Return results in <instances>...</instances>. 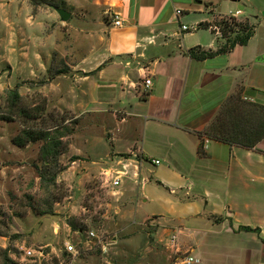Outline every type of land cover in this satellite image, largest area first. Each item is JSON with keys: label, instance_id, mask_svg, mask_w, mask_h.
<instances>
[{"label": "crops", "instance_id": "crops-1", "mask_svg": "<svg viewBox=\"0 0 264 264\" xmlns=\"http://www.w3.org/2000/svg\"><path fill=\"white\" fill-rule=\"evenodd\" d=\"M64 1L68 22L40 11L23 26L37 33L26 55H38L44 73L57 60L52 79L61 99L102 127L95 135H103L107 156L99 162L85 152L88 168L106 175L120 202L129 187L144 203L159 191L152 184L167 189L161 213L141 222L154 217L159 240L172 235L169 244L198 260L190 264H264V0ZM230 17L255 26L248 44L193 58V48L215 52L227 43L218 23ZM219 116L235 142L205 133Z\"/></svg>", "mask_w": 264, "mask_h": 264}, {"label": "rangeland", "instance_id": "rangeland-1", "mask_svg": "<svg viewBox=\"0 0 264 264\" xmlns=\"http://www.w3.org/2000/svg\"><path fill=\"white\" fill-rule=\"evenodd\" d=\"M58 2L0 0V253L10 249L14 260V253L22 246L45 247L49 255L42 264H67L68 255L63 248L70 239L79 244L81 264H182L190 257L185 248L169 244L172 235L165 236L167 241H160L154 217L141 222L153 213H161L164 207L161 192L172 196L169 191L152 184L150 189L155 187L159 191L154 193L155 200L144 203L140 192L133 193L134 188L129 187L121 202L118 201L114 190L105 184L106 175L92 172L86 163L89 158L85 152H91L99 162L107 156L109 149L103 135H95L97 130L103 132L102 127L85 116L77 117L78 107L67 96L62 94L61 99L59 85L52 79L53 69L60 66L57 60L55 65L47 63L52 70L44 73L39 72L43 65L38 55L27 58L26 52L37 48H30L28 40L37 39V33H23V26L31 25L40 11L51 20L57 8L53 5H59ZM232 18L225 20L232 23ZM49 24L48 28H52L53 23ZM59 84L67 89L68 95V81ZM14 89L21 96L17 106L11 105L8 98L9 91ZM77 118L78 123L73 122ZM218 122V127H223ZM26 129L32 130L35 138L46 131L56 138L75 133L69 139L63 138L69 152L58 158L59 166L49 158L51 164L46 167L42 155L46 140L29 142ZM70 144L73 152L69 150ZM78 152L84 153L74 163L72 158ZM63 166L67 169L59 172L58 168ZM55 174L54 182L51 178ZM71 224L85 231L79 234ZM89 231L97 233L91 242L87 238Z\"/></svg>", "mask_w": 264, "mask_h": 264}, {"label": "trees", "instance_id": "trees-1", "mask_svg": "<svg viewBox=\"0 0 264 264\" xmlns=\"http://www.w3.org/2000/svg\"><path fill=\"white\" fill-rule=\"evenodd\" d=\"M58 3L59 5H53V7H61L64 9L67 8V4L64 0H60V2ZM232 19H233L232 23L226 20H222L218 23V25L221 28L223 36L227 38V43L224 46H222L215 52L201 50L200 47L193 48L192 50H190L191 56L197 60H204V59L215 57L216 55H219V54L227 53L231 51L232 49H234L237 45L248 44L249 40L253 37L255 33V26L250 25L248 22H239L235 18H232ZM8 98H9V102L11 105L17 106L18 101L21 99V96L18 90L14 89V90L9 91ZM22 112L27 113L25 110H22ZM77 120L78 119H75V120L73 119V122L78 123ZM219 120H220V116L218 117V121ZM55 130H58V129H55ZM31 131L32 130H28V129L24 130L25 136L27 137V140L29 142L34 141L35 139H39V140L45 139L46 140V144L42 148L43 161L45 162L46 167L51 164V161L49 160V158H51V160L53 162H56L57 163L56 165L59 166L58 158L64 152H68V144L64 142L63 138L67 137L69 139V137L74 132H70L68 134H60L56 138V137H52L49 131H46V132L41 133L38 138H35L34 133H32ZM72 131H74V128ZM205 133L212 139L221 140V141H225L228 143L235 142V141H232L229 136H226L224 134V129H222V127H218V125L216 124V121L215 122L213 121L207 127V129L205 130ZM17 143H20V142H17ZM241 145H244L245 147H248V148H253L255 147V142H253L250 145H247V144H241ZM77 159L78 157H73L72 161H75ZM66 169L67 167L63 166V167H59L58 171L60 172ZM57 174H55V176L51 178L52 181L54 182L56 181ZM40 177L41 179H44V175L40 174ZM71 227L73 230L78 231L81 234L83 233V231H85L82 227H77V226H74L73 224H71ZM240 229L246 230V231H253V232L260 234V229L258 228H251L249 226H241ZM10 252L11 250L7 249L4 252L0 253V260H2V263L0 264H16V262L10 257Z\"/></svg>", "mask_w": 264, "mask_h": 264}, {"label": "built area", "instance_id": "built-area-1", "mask_svg": "<svg viewBox=\"0 0 264 264\" xmlns=\"http://www.w3.org/2000/svg\"><path fill=\"white\" fill-rule=\"evenodd\" d=\"M237 13H239V12H237ZM114 24H115V26H121L122 25V20H121L119 15L114 16ZM183 29L186 30L187 27L183 26ZM151 84H152L151 80H146L145 81L146 89H149ZM156 163H159V161H156ZM113 183H114V185H118L120 183V176L115 178ZM79 234H81V233L79 232ZM87 238H88V242H91L93 239L97 238V233L95 231H89ZM78 245L79 244L77 242H74L70 239H68L64 243L63 251L65 252V254L68 255L67 256L68 257V263L67 264H81L80 263L81 252L78 248ZM103 250L106 251L107 246L104 245ZM47 255H49V253L46 252L45 247L32 248V247L22 246L19 248L18 253H14L13 258H14V261L16 262V264H42L46 260ZM197 261L198 260L196 258L188 257L185 262L190 264V263L197 262Z\"/></svg>", "mask_w": 264, "mask_h": 264}, {"label": "water", "instance_id": "water-1", "mask_svg": "<svg viewBox=\"0 0 264 264\" xmlns=\"http://www.w3.org/2000/svg\"><path fill=\"white\" fill-rule=\"evenodd\" d=\"M55 10L58 12L63 22H68L70 20L71 13L68 10L60 7L55 8Z\"/></svg>", "mask_w": 264, "mask_h": 264}]
</instances>
